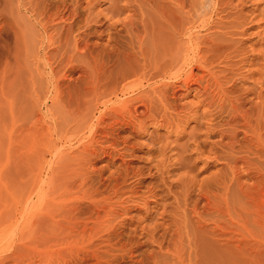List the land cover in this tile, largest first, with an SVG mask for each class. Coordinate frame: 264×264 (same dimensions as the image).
<instances>
[{
	"label": "rangeland",
	"instance_id": "374dc122",
	"mask_svg": "<svg viewBox=\"0 0 264 264\" xmlns=\"http://www.w3.org/2000/svg\"><path fill=\"white\" fill-rule=\"evenodd\" d=\"M2 1L5 2V5L7 8L5 7L4 3H2ZM83 1H86V0H83ZM125 1L126 0H122L123 3ZM129 1L130 0H128L126 2H129ZM158 1H160V2L157 3V0H149V3L145 4L146 9H144V12H146V13H144L145 14L144 19L146 16L148 18V21H149V22H147V19H146L145 22L150 23L152 21L151 23H154V25H155L154 26L153 24H149V25L147 24L148 31H149L150 25H153L155 27V28H152V26L150 27V31L152 32V30H153L152 34L154 35V37H151V38L156 39L158 36L157 34L163 36L162 30L163 29L165 30L167 28V25L165 26L166 28H164V25H163L164 24V22H163L164 18L161 14H164L165 16H167L168 20L172 24L181 23L182 25H184L185 28L193 27L191 30V34H192L191 37L195 38V36H196V37L200 38V40H199L200 42L198 40L195 41V42L198 41V43L201 44V45L198 44L200 49L211 48V51L207 54V56L211 55V59L213 60L212 65H211L212 68L210 70H212L211 73L215 75L217 82L221 81V82H218V83H220V86L223 88L225 87V89H227V90H229L228 87H230V90H232L231 89V87H232L234 91L238 92V93H236L232 90L234 92V94L232 93L231 97L233 96L234 99H238L239 97H240V99H243L245 101L243 103V109L244 110H246V108H248L249 106L251 107L254 105V107H253V109L255 108L253 110L254 112L251 111L252 112L251 116H252V120H253L252 122L254 123V120L258 119L257 122L261 128V132H260L261 136L260 137L263 138V139H261L260 137H258V139L260 140L259 142L263 141V144H261L263 146V148H262V146H260L261 147L260 150H263V151L261 152V151H259V148H257L258 144L256 145V143L258 141L256 140V136L250 137V135L249 136L247 135V140H246L247 142H244L245 140H242L243 139L242 136H244L243 135L244 133H242L241 132L242 129L238 127L237 128L238 132L236 133L237 137L235 136V139H237L236 140L237 143H238L239 139H241V140L239 141L238 146L236 144H234V145H236L234 148V151L236 150L237 152L235 151V153H233V154L237 155V156L241 155V157L237 158L240 160V162H239V160H237L235 158L236 156L231 154L233 160L235 158V161H234V164L236 162V164L234 165L235 169L233 168V160H231L230 164H228V165H226L227 163L225 162V160L222 161V159L221 160L217 159V162H216V160L214 162V155L213 154L211 155L207 152L208 147L209 148H210V146L213 147V144L210 145L211 143L209 144V142L207 143V144H209V146L206 145L207 147L205 146L204 147L205 149L203 147H202L203 149L201 148V151L205 150V152H203L202 155L196 154V152L194 151L195 150L194 144H198L199 142L201 143L203 141V138L206 139L207 134L205 132L208 133V131L205 129L211 128L212 126H213V129H216L215 134H213L214 132L211 133L213 136L211 134H209V137H210L209 141L210 142L213 141L212 143H215V142L217 143L218 142L217 140L220 141V139H221L220 134L225 132L223 130L224 126L221 123V121H223V119L225 117H218L219 113L215 112L218 109V106H217L218 103H221L220 101L224 98L220 94L221 91H218V89H217L218 87L216 88V85L213 84L214 82H211V84L213 86L211 85L209 87L208 91L210 93L207 91L208 95L210 96V97H208V95H207V98H208L207 99V98H204V97H206V95H200V97L196 96L197 93L194 94V92H196L194 90L190 91L191 94L189 92L188 93L186 92L187 93L186 94L183 91V89H181L182 91L180 89H178L179 91L177 89H175L177 91V93H176V91H173V93H172V90H169L171 88H169L168 94H167L168 99L166 101L169 102L171 100L170 98L172 97V101L169 102L170 105L172 106L171 107L169 105V103H165V100H163V99H161V97L157 96L158 93L160 92V90L163 89V88H161V87H163V85L160 84V85H162V86H160L159 83L164 82V80H161V81L159 79L149 80L150 83L148 82V84L149 85L153 84L152 87L149 86V89L150 88L153 89L154 84H156L155 88H157V89H155V88L153 89L154 92L156 91L155 93L154 92L152 93L151 91H153V90L150 91V90H148V88L147 89L142 88L140 90H137L138 92L135 91L136 94L132 96V97H134L136 95L137 96L146 95V97L148 99H144V100L146 101L147 104H151V107L149 109L150 110L149 115H147L148 112L147 113L144 112V108H143V106H141L142 102H139V103L135 102V104L133 103V105H135L136 108L137 107L139 108V109H137V113L135 114L136 118H135V120H133L134 121L133 124L134 123L135 124L132 125L133 127L132 126L128 127L125 131L120 132V135H119L120 138L122 139V141L123 140L126 141L125 143L127 145L126 144L125 145L119 144V146L116 149L117 152L115 150V154L112 155V158L110 159V163L107 161L108 159H107V157H105L104 154H99L97 156H93V158L91 159V163H90L91 170L93 171L95 176L97 174L100 175L98 178L100 180V183L106 185L112 180V179L110 180V178L115 177L119 171L121 172L123 169L125 170L126 167H127L126 169L129 170V172H131V171L135 172V170H137L139 168H145V166L147 167L149 161L157 155V153L154 152L155 150H157V148L155 149V147L160 146V149H162V148L165 149V147H166L167 149H165V151H166L165 155L167 157L166 156L164 157L165 165L170 170H173L170 174L169 180L175 181L179 178L181 181L182 178L180 175L184 176L183 174L186 175V173L190 174L191 177H186L188 179L183 178L182 181H184L185 183L190 181V178H193V179L195 178L194 182L197 181L198 184L194 185V187L192 188L193 190L191 189L192 199L198 198L197 197L198 193H199L198 189L200 187L199 184L200 185L202 184L201 185L202 189H203L202 193H204L207 196V198L209 199V201H210L209 207L210 208L208 207L209 208L208 209V208L204 207L206 201H205V199L202 198L199 201L198 209H199L200 213H203L202 214L203 218L205 219V222H207V223L205 225L206 227H204L205 231L201 230L200 232L196 233L195 230H192V229L188 230L187 229L186 231L189 233L190 238L188 237V233L186 231H183V233H179L182 235H180L181 236V243H179V245L178 244L176 245V247H178V250H176L177 248L175 247L176 248L175 249L174 248L175 245L173 246L172 244H170L171 246L170 245L165 246L166 244H164L163 249L161 251L159 250L158 245H155V244H147V245L144 244L143 245L142 242H144V239L139 238L141 233H140V231H138L136 233V240L138 241V243L140 242V246L133 245L134 246L133 247V246H130L129 244H127L126 240L119 239L116 241L119 244V246L117 243H115V245L117 247H120V246L124 247L125 246L126 247L125 251H124V249H122V247L119 249L115 246L118 251L116 252V250L114 249L115 253L113 255H111L112 258L109 257L110 259L108 262H110V264H264V196H263L264 195V133H263L264 128H262V126H264V111L260 113V111L262 109L264 110V65H263L264 64V16H263L264 15V0H217V1L216 0H184V1L183 0H158ZM176 1L180 4H178ZM200 1H201V3H203L202 5H201V3H199ZM97 2H98L96 4L97 10L100 9V11H101V10H104L105 8L108 7V3L106 1L98 0ZM176 3H177V6L178 5L181 6V8H177L179 10H176ZM210 3H212V4H210ZM224 3L226 5H224ZM151 4H152V6H151ZM197 4H199V5H197ZM215 4L217 7L215 6ZM154 5H155V7H154ZM149 6L152 7V9L149 8ZM182 6L184 8H182ZM189 6H191V7H189ZM196 6H198V7H196ZM2 8H4V9H2ZM26 8H28V7H26ZM196 8H197V10H195ZM220 9H222V10H220ZM153 10H158V11L153 12ZM161 11H165V12H161ZM174 14H176V15H174ZM0 15H1L0 16V28H1L0 29V31H1L0 32V229H4V227H6V223L2 219V215H3L2 213L5 210L4 209V206H6L5 203L7 202L6 204L7 205L10 204L9 206H11L10 197L8 195H11V198H14L13 200L15 203L16 202L20 203L22 201L20 204L16 203L17 206H14L15 203L12 204V206L16 207V209L19 208L18 210H20V208L23 207V206H21L23 204L24 207H23L22 211L23 210L26 211L27 208H25V205H26L27 201L25 202L24 198L27 197V199H29L28 202L31 203L28 207H31L34 205L35 206L34 211H35L38 208V205L36 208V204H37L36 202L37 201L35 200V198L37 199V195L40 194L38 187L40 185L44 186L45 191H47V195H48V196L46 195V199L54 196V194H56V196H57V194H58L57 189L58 188L56 190L54 189V188H56L55 187L56 185H54V183H52L54 188L51 187V190L53 188V191H52L53 194H50V192H51L50 189L47 190V188L50 185V183L48 181H50L53 178L52 174H53V171L56 170V166L58 167V165H60L61 162H64V160H66V158L70 156V153H72L71 155L73 156L77 152V150L79 149V146H80V141L79 142L78 141L77 142L76 141H69L70 138H68V137L70 134L69 133L70 130H67V129H69L67 127H69V124L71 122L69 124H67V127L65 126V128H67L66 129L67 132L68 131L69 132L66 133V131L63 130L66 135L63 133L62 130L61 131L59 130V127H60V129H61V126L63 128V126L66 123L64 122L65 124H63V123L61 124V122H60V124H61L60 125V124H58L59 123L58 121H62V120L64 121L65 117L68 116L69 114H68L66 109L65 110L67 113L63 112L65 107H62V104H59L60 102L59 103H50V100H51L50 95L46 91L47 90L46 85H48L47 84L48 78L50 77V71L48 69L49 68L48 64L50 63L52 65V68H55V70L57 71L58 68H56V67L58 66L59 63H61L63 61L62 64H60V66H59L60 69H58L60 72L63 70L62 73L64 71H66V73L65 72L64 73H65V75H67L66 76L67 80L66 79H63V80L64 81L66 80L65 82L67 84L70 83L68 85L70 87H72L73 85H76L75 87L80 88V86L82 87V85L84 87L85 82H87L89 80V78H92V77L88 76L91 71L98 70L102 66L100 68L101 71H104L103 69H105L108 72H110L112 70V67H114V68L117 67L118 61L117 62L115 61L116 62L115 63V62H113L112 58L110 59V57L108 56L109 53L107 54L108 50L105 49L106 52L102 53V50H103L102 48L104 46H106L105 44H107V41L102 37H101L102 38L101 39L99 37V35H98L99 38L96 37L97 35H95V36L92 35L91 37H93V39L90 37L91 43H90V41H89V43L91 44V48L94 45L93 50H95V51H92V53L94 52L92 54V56H93L92 58L87 57V59H83V58L78 57V55H75L71 50L72 47H70V43L68 44V48L66 49V53H65L64 52L65 47H64V45H62V44H64V42H62V44H61L62 45L61 51L64 52V57H65L64 59H63V53L61 51L59 52V54L52 53V48L54 46H47V41L44 42L43 37H42L43 35L40 31V28H38L34 25L33 17L30 16V14L27 13L23 9V3L21 4V0H0ZM158 15H160V16H158ZM173 15H174V17H173ZM127 16L128 15L124 14V15L120 16V18L123 19ZM175 16H177V18ZM239 16L241 17V19ZM1 17H4V18H1ZM5 17L7 20L5 19ZM160 18L163 21L162 20L160 21ZM20 19H21V21H20ZM11 20H13V21H11ZM2 21H4V22H2ZM78 25H76V27L78 26L77 28H79V32H82L83 30L81 28V24L78 23ZM227 25H228V27H227ZM14 29H16L17 33L19 31V34L23 35L22 36L23 38L21 36H19V34L15 35L17 33H15L16 31ZM101 30H103V29H97V32H100ZM164 30H163V32H164ZM157 31H158V33H157ZM194 31H196V32H194ZM75 34H77V33H75ZM15 36L17 38H18V36L21 37L23 39L22 42L20 41L21 38L16 39ZM55 37L57 38V36L53 37L54 41L57 40ZM158 37H160V36H158ZM185 37L186 36H184L181 39V42H183V45L181 44L182 46L187 45L185 43H187L188 41H187V37L186 38ZM205 38H208L207 42H206ZM201 40H205V43H204V41L202 42ZM208 41H211L210 44ZM217 42L218 43L221 42V43L218 44ZM211 43H213V44H211ZM214 43H215V45H214ZM203 44H204V46H203ZM224 44H225V47H224ZM209 45H211V47ZM218 45H219V47H218ZM212 47L214 50L212 49ZM215 47L217 49H215ZM220 47H221V50H220ZM21 49H22V52L21 51L19 52V50H21ZM69 49H70V51H69ZM96 50H98L99 52L98 51L96 52ZM222 50L224 51V53ZM235 50H237V51H235ZM220 51L222 53H219ZM70 52H71V54H70ZM60 54H62V55H60ZM105 54H107V55H105ZM212 54H215V55H212ZM67 55H70V56L68 57ZM104 55L107 57H105ZM218 55H219V57H217ZM45 56H47V57H45ZM71 56L73 57L72 59H71ZM15 57L17 58V60ZM43 57H45V58H43ZM74 57H76V58H74ZM108 57H109V59H108ZM59 58H60V60H59ZM93 58L95 60V63L97 61L96 64H99L101 62H104V63L100 64L101 66L97 65L96 67H94L95 64L93 63L94 62ZM97 58H98V60H97ZM222 58H223V60L221 61ZM229 58L233 62L230 61ZM259 58L261 60H259ZM77 59H79V60H77ZM217 60H220V62ZM112 62L115 65L111 64ZM218 62H219V64H217ZM215 63L217 64V66L215 65ZM260 63H263V64H260ZM259 64H260V66H259ZM103 65H104V67H103ZM213 65H214V67H213ZM219 65H221V68H218V67H220ZM227 65H230V66L227 67ZM98 66H99V68H98ZM91 67H93L92 68L93 70L91 69ZM114 68L112 71L116 70ZM227 68H230V69H227ZM88 69H89V71L90 70L91 71L89 72ZM231 69H233V70H231ZM222 70H224V71H222ZM196 71H198V72H196ZM69 72L71 74H69ZM152 72L153 71H151V73ZM195 73H197L196 75L199 76V74L201 72H199V70H194V74ZM221 73H223V74H221ZM225 73H227V74H225ZM220 76H223V77L221 78ZM225 77H227V79ZM134 79L135 78H132L131 80H134ZM63 80H62V82H63ZM79 80H81V81H79ZM222 81H224V82H222ZM65 82H63V83H65ZM104 82H106V80H104L103 83ZM103 83L101 85H103ZM65 84H63V85L65 86ZM233 84H234V87H233ZM203 85H206V84L203 83ZM236 86H238L239 89ZM213 87H215L214 90L212 89ZM158 88H159V90H158ZM216 90L218 91L217 93H216ZM239 90L241 91V93L239 92ZM242 90H243V92H242ZM143 91H145V92H143ZM246 91H248V92H246ZM31 92L33 94H30ZM212 92H213V94H212ZM214 92H215V94H214ZM148 93H150V94L152 93V95H154V96L148 95ZM170 93H172V94H170ZM242 93H245V94L242 95ZM36 94H37V96H36ZM259 94L261 96V99L258 97ZM47 95H49V96H47ZM180 96H182V97H180ZM215 96H217L216 99H215ZM150 97H153V98H150ZM179 97H180V99H179ZM219 97L221 99H219ZM7 98L10 99V101L12 103L11 104V106H12L11 111H13V112H11L10 110L7 112V110H6V112L4 113V110L7 109L6 105L8 106V103H6V100H5ZM90 98L92 99V97H90ZM90 98L88 97V99H90ZM156 98L159 101H157ZM256 98L257 99L259 98L260 101L256 100ZM105 99L108 100V98H105ZM250 99H252V100H250ZM104 100L100 99L98 102L101 103ZM110 100L112 102H110L108 100L109 101V103H107L108 107H111L110 105H113L114 104L113 102H115V101L116 102L114 105L115 106L118 105L120 103V101L122 100V98H120V99L119 98H116V99L111 98ZM148 100L150 102H148ZM160 100L162 103H164L163 105L167 109L170 107H171V109H173V108L174 109L173 110L168 109L169 112H164L165 108L163 106H161L162 103H158V102H160ZM199 101H201V103ZM203 101H204V103H203ZM207 101H210V102H207ZM212 101H213V103H211ZM153 102H155V103H153ZM205 102L207 104H209V103H211V104H209V106L207 105L208 106L207 107ZM257 102L258 103L262 102L261 104H263V106H260L259 105L260 103L258 104ZM116 103H118V104H116ZM157 103H158V105H156ZM175 103L177 104L176 106H174ZM191 103H193V104H191ZM196 103L198 105H196ZM253 103H255V104H253ZM179 104H181V105H179ZM185 104H187V105H185ZM189 104L192 106L189 107L188 106ZM204 104H205V106H204ZM215 104H216V106H215ZM193 105L194 106L196 105L197 107L195 106L194 108H192ZM55 106H56V109H58V111H60L59 107H62L63 108V109L61 108L62 112L64 114H67V115L66 116L64 115L65 117H63L62 112L61 111H60L61 113L58 112L55 109ZM186 106H188V107H186ZM25 107H27V108H25ZM51 107H53V108H51ZM152 107H155L156 110H154V108H152ZM250 107L248 108V110L250 109ZM256 107L258 109L262 108L261 110L259 109V111H258L259 114L262 115V117L259 114H256V113H258V112H256V109H257ZM180 108H182L181 109V111L183 110L182 112H180ZM186 108H187V110H186ZM191 108H192V110H191ZM213 108H214V110L211 111V109H213ZM8 109H9V107H8ZM50 109H52V110H50ZM101 109L102 108H100V110H98L97 112L99 113L100 111H102ZM160 109H161V111H159ZM167 109H166V111H167ZM204 109L207 111L205 112ZM196 110H198V111H196ZM202 110H203V112H205V114L206 113L208 114L210 112L209 115L210 116L212 115V116L211 117H207V116L203 117L201 115V114H203ZM56 111H57V113H56ZM140 111L142 113L144 112L145 116H144V113L141 114ZM170 111H172V113ZM162 112H164V113H162ZM214 112H215V114H213ZM98 113H96V117H98V115H99ZM166 113H167V115H165ZM174 113H175V115H174ZM253 113H254V116H253ZM58 114L61 115L62 119H60L61 117ZM138 114H140V115H138ZM187 114H188V116L189 115L190 116L188 117ZM196 114L198 115V117ZM8 115L13 116L14 120L12 119V117H10ZM107 115H109L108 112L105 113V116H107ZM150 115H152V116H150ZM215 115H217V116H215ZM257 115H259V116L257 117ZM24 116H26V117H24ZM57 116L59 118L56 119ZM143 116H144V118H146V117L147 118L143 119ZM185 116H187V117H185ZM191 116H193V117H191ZM68 117L69 118H67V120L72 119V118H70V116H68ZM152 117H154V118H152ZM157 117L159 119H157ZM164 117H165V119H164ZM173 117H174V119H173ZM255 117H257V118H255ZM259 117H261L260 119L262 120V122L261 121L259 122V120H260ZM175 118H176V120H175ZM207 118H208V120H207ZM215 118H217L218 120ZM38 119L40 120V122ZM150 119H151V121H150ZM219 119H220V121H219ZM172 121H174V124ZM200 121H202V122H200ZM203 121H205L204 124H203ZM208 121H211V122H208ZM24 122H26V123H24ZM179 122H181V123H179ZM215 122H217V123H215ZM175 123H177V124H175ZM210 123H214V124L211 125ZM260 123H261V125H260ZM10 124H11V128L13 127L12 125L15 124V126L13 128L17 127L15 129L17 132H19V130L22 128V125L25 128V129H23V128L22 129L23 130L28 129V132L25 131L22 133V131H20L21 132V133L19 132L20 135L23 136L22 138H20L21 137L20 135H19V137L17 136L19 133L17 134V132H15L11 128H9ZM139 124H140V126H138ZM200 124H202L203 126ZM7 125H8V129L9 130L11 129V131L15 132L16 134L11 132V135L13 134V136L9 135L8 129H5L7 127ZM30 125L32 126V128L30 127ZM165 125H166V127H165ZM37 126H38V128H37ZM70 126H72V125H70ZM18 127H21V128L19 129ZM26 127H28V128H26ZM50 127H51V129H50ZM168 127H170V128H168ZM222 127H223V129H222ZM220 128H221V130H220ZM47 129L49 132L48 135L50 134L49 136L47 135ZM52 129L54 130L53 132H52ZM128 129H129L130 133L128 132ZM217 129H219V130H217ZM30 130H32V131H30ZM240 132H241V134H240ZM42 133L44 136L42 135ZM262 134H263V136H262ZM192 135H193V137L198 135L200 138L198 136H197L198 138L194 137V141H196V142H194L193 137H191ZM9 136L12 138L9 139ZM16 136L18 139L15 138ZM42 136L44 138L47 137L48 139L47 138L44 139ZM129 136H131V137H129ZM211 136H212V138H211ZM251 136H253V135H251ZM249 137H250V139H249ZM205 139H204V141H205ZM47 140H48V143H47ZM49 140H51L52 142ZM189 140H190V142L192 140L193 143H190ZM214 140H216V141H214ZM241 141H243V143ZM224 142H228L226 137H224L223 143ZM252 142L257 147H254L255 145ZM246 143H247V145H246ZM46 144H47V146H46ZM10 145H13V146L10 147ZM153 145H155V146H153ZM186 145H188V147ZM240 145H242V147H240ZM252 145H254V146H252ZM185 146H186L187 150H186ZM238 147H240V148H238ZM244 147H247V149L250 150L249 154L247 152L248 150L245 149ZM151 148H152V150L150 151ZM153 148H154V150H153ZM40 149H42V150H40ZM158 149H159V147H158ZM188 149H190V150H188ZM7 150L10 151L9 154H8ZM75 150H76V152H75ZM242 150H243V152H242ZM183 151L186 152V158H187V159H185L186 161L184 160L185 152H183ZM251 151H252V153H251ZM181 152H182V154H181ZM178 154H180V155H178ZM208 154L210 155V157L213 156V159H211ZM204 155H205V157H203ZM180 156H183V158H181L182 159L181 161L182 162L184 161L183 164H182V162L179 161ZM196 157H201L202 159L206 158L207 160L205 159L202 161V159L199 160V158H197L198 159L197 160ZM166 158H167V160H166ZM258 158H260V159H258ZM177 159H179V160H177ZM37 160H39V161H37ZM209 160H210V162L212 160L213 161L210 163V162H208ZM43 161H45V162H43ZM56 162H58V163H56ZM179 163L182 166L186 165V167L188 165L189 166L191 165L190 168H188V169H190V173L188 172V169L186 167H185V169L184 168L180 169ZM189 163H191V164H189ZM176 165H178V168ZM223 165L224 166L226 165V166L224 167ZM173 167H175V168L173 169ZM230 168L234 169V170L232 171V170H230ZM30 170H31V172H30ZM184 170H187V172ZM144 173H145L144 177H146L147 174H146V172H144ZM50 177H52V178L50 179ZM53 180L55 181V179H53ZM133 182H134V178H131V176L127 177L126 184L124 185L125 189L130 188V186H133L132 185ZM149 182H151V180L146 179L144 181V184H147ZM47 184H48V186H46ZM203 185H204V187H203ZM33 186H34V188H33ZM173 190H175V188H173ZM176 190L178 191L179 189H176ZM205 190L207 193H205ZM192 191H194V192H192ZM56 196H54V197H56ZM121 198H124V196ZM6 200H8V201H6ZM23 200H24V202H23ZM170 201L171 200H169L168 202H170ZM8 202H9V204H8ZM32 203H35V204H32ZM6 207L8 209V206H6ZM200 208H203V209H200ZM132 214L135 215L136 213H132ZM155 218H156V215H154V213L151 214L150 217L146 220V222L144 224L151 225L152 223H155V222L161 223L160 220H154ZM206 218H208V219H206ZM176 219H178V218H176ZM177 222L180 223L179 224L180 227L183 226L181 221H180V218H179V221H177ZM215 222L218 223L220 226V227H218V229H214V223ZM144 224H142L141 227ZM180 232H182V231H180ZM185 233H187V234H185ZM12 236L13 235H10L9 236L10 240L8 239V245L10 246V247L8 246L9 250L12 249V246L14 244V241H13L14 237L12 238ZM167 239H169V238H167ZM123 240H124V244H123ZM136 240H134V241H136ZM136 245H139V244H136ZM168 248L170 250V253H169V250H167ZM173 249H174V251H176V253L173 251ZM121 250H123V251H121ZM51 251L52 252H49L47 249H44V248L34 249V250L30 251V253H28L26 258H24L25 263H23V264H63V263H65V264H95L94 261L81 263V258H76V257L71 258L67 255L65 258L63 256L64 255L63 253H61L62 255L60 254L61 256H59V253L56 249L51 250ZM166 251H168V252L166 253ZM55 252H56V254H54ZM178 253H179V256L182 257L181 262L177 261L178 260L177 259ZM56 255H58V256H56ZM122 256H123V258H122ZM62 257H64L63 260H62ZM117 257H119V258H117ZM69 258H71L72 262ZM25 259H26V261H25ZM66 259H69V260H66ZM107 260H108V258H107ZM68 262H70V263H68ZM8 264H11V262H9Z\"/></svg>",
	"mask_w": 264,
	"mask_h": 264
},
{
	"label": "bare ground",
	"instance_id": "6f19581e",
	"mask_svg": "<svg viewBox=\"0 0 264 264\" xmlns=\"http://www.w3.org/2000/svg\"><path fill=\"white\" fill-rule=\"evenodd\" d=\"M97 1L98 0H86V1H83V0H21V4L23 3V9L27 13H29L30 16L33 17L34 25L36 27L40 28V31L43 35L42 37H43L44 42L47 41V46H54L52 48V53L59 54V52L61 51L62 45H64V47H65L64 52L66 53V49L68 48V44L70 43V47H72L71 50L75 55H78V57L83 58V59H87V57L92 58L93 57L92 54L94 53V52L92 53V51H95V50H93L94 45L91 48L90 39L91 38L93 39V37H91L92 35L93 36L97 35L96 37H98V35H99L100 38L102 37L107 41V44H105L106 46H104L102 48L103 49L102 53L106 52L105 49L108 50L107 54L109 53L108 56L110 57V59L112 58L113 62H115V61L116 62L118 61V62H117L116 68L112 67V70H113V68L116 70H114V71L111 70L110 72H108L107 70L103 69L104 71H101L100 68L102 66L100 64H103L104 62L96 64L97 61L95 63V60H94L95 57H94L93 58V60H94L93 63L95 64L94 67H96L97 65H99L101 67L99 68V66H98V68H99L98 70H93L92 69L93 67H91V69L93 70V71L90 70L91 72L88 69V71L90 72V74L88 76L92 77V78H89V80L87 82H85L84 87L82 85L83 88L81 86H80V88L75 87L76 85H73L72 87H70V86H68L70 83L67 84L65 82L67 80L66 79L67 75H65L66 71H64L65 73L64 72L62 73L63 70L61 72L58 70V69H60L59 66H60V64H62L63 61L61 63H59L58 66L56 65L57 66L56 68H58L57 71L55 70V68H52V65L50 63L48 64V66H49L48 69L50 71V77L48 78V83H47L48 85H46L47 86L46 91L50 95V99H51L50 103H59L60 102L59 104H62V107H65L63 112L64 113L68 112V114H69L68 116H70V118H72L71 120L70 119L67 120V118H69V117L66 116L67 114H64L62 112V110H61L62 107H59L60 108L59 110L62 112V116L63 117L66 116L65 119L68 121L67 122L65 119H64V121L63 120L58 121L59 122L58 124H60V122H61V124L66 123L63 126L64 129L61 126V129L59 127V130L60 131L65 130L66 133L69 132V131L67 132V130H70L69 133L71 135L69 134V137H68V138H70L69 141H76V142L80 141V146H79V149L77 150V152L75 150L76 153L73 156L71 155L72 153H70V156L68 155L69 157H67L66 160H64V162H61V164L58 165V167L56 166V170L53 171V174H52L53 178L50 177V179L51 178L52 179L50 181H48L50 183V185L47 188V190L50 189V191H51L50 194H53L52 191H53L54 186L52 183H54V185H56L55 186L56 188H54L55 190L58 188L57 189L58 190L57 196H56V194H54V196H56V197L52 196V197L46 199L47 191H45L44 186L40 185L38 187L40 194H38V195L36 194L37 199L35 198V200L37 201L36 202L37 203L36 208H37V205H38V208L34 211V209H35L34 205L31 207H28L31 203L28 202L29 199H27V197H26L24 199H25V202L27 201L26 205H25V208H27V209H26V211L25 210L22 211V209L24 207L23 204L21 205L23 207H21L20 210H18L19 208L16 209V207H14V206H17V204H20L22 201L20 203L16 202L17 203L16 204L13 200L14 198H11V195H8L10 197L11 206H9L10 205L9 202H8L9 205H7L6 204L7 202H6L5 205L8 206V209L6 206H4V209L5 210L7 209V210L6 211L4 210V212L2 213L3 214L2 219L5 221L6 227H4V229H0V264H8L9 262H11V264H23V263H25L24 258L27 257L28 253H30V251H32L34 249H38V248L47 249L49 252H52L51 250L56 249L59 253V256H61L62 255L61 253H63L64 254L63 256L65 258H66V255L71 257V258H73V257L81 258V263L94 261L95 264H110V262H108V261L110 258H112L111 255H113L115 253L114 249L117 252L118 251L117 248L120 249L122 247V249H124V251L126 248L125 246L124 247L123 246L117 247L115 245V243H117L116 242L117 240L124 239V240H126L127 244H129L130 246H133V245L140 246V242L138 243V241L136 240V233L138 231H140V233H141L140 236L138 235L139 238L144 239V242H142L143 245L144 244H146V245L147 244H155V245H158V248L161 251L163 249L164 244H166L165 246H169L170 244H172L173 246L175 245L174 248L176 247L177 244L179 245V243H181V236L180 235H182L179 233H183V231H186L187 229L188 230H191V229L195 230L196 233L200 232L201 230H204V227H206L205 225L207 222H205V219L203 218V215H202L203 213L199 212L198 204H199L200 199L203 198L206 201L204 207L208 208L210 205V201L207 198V196L204 193H202V191H203L202 186H201L202 184L201 185L199 184L200 187L198 189V192H199L198 196H197L198 198L192 199L191 189L194 187L195 184H198V182L197 181H196L197 183L194 182L195 178L194 179L190 178V181H188L187 183L182 181L183 178L191 177L190 174L186 173L187 170H184V171H186L185 172L186 175L185 174H183L184 176L180 175L182 178L181 181L179 178H178L179 180L177 179L175 181L169 180L170 174L173 170H170L165 165L164 157L166 156L165 155V152H166L165 149H167L166 147H165V149L162 147H161L162 149H160V146H158V145L157 146L159 147V149H158V147H155V149L157 148V150H155L154 152L157 153V155L155 154L156 156L154 158L151 157L152 159L149 161L147 167L145 166V168H139V169L135 170V172L134 171L129 172V170H127L126 169L127 167H126L125 170L123 169L124 171L123 170L121 172L119 171L115 177L110 178V180L111 179L112 180L106 185L101 184L100 180L98 179L100 175L97 174L95 176V174L91 170L90 163H91V159L93 158V156H97L99 154H104L105 157H107V159H108L107 161L110 163V159L112 158V155L115 154V150L117 149L119 144H122V145L126 144L125 143L126 141H124V140L122 141V139L120 138L119 135H120V132L125 131L128 127H131L132 125L135 124V123L133 124V122H134L133 120H135V118H136L135 114L137 113V109H139V108L138 107L136 108L135 105H133V103L135 104V102L136 103L142 102L141 106H143L144 112L145 113L148 112L147 115H149V111H150L149 109L151 107V104H147L146 101L144 100V99H148L146 97V95H142V96L136 95V96L132 97L133 95L136 94L135 91L140 90L142 88L143 89L148 88V90H150V91L153 90L156 87L155 86L156 84H154L153 89H151V88L149 89V86L152 87V85H153L152 83H151L152 85L148 84V82L150 83L149 80H155V79L156 80L159 79L160 81L164 80V82L159 83V85L160 84L163 85V87H161L163 89L160 90V92L158 93L157 96L161 97V99L165 100V103H169L170 101H172V97L171 98L169 97L171 99L169 102L166 101L168 99L167 94H168L169 88H171L169 90H172V93H173V91H176L175 89H177V90L183 89V91L185 93L186 92L190 93L191 90H194V91H196V92H194V94L195 93L198 94V95L196 94V96L200 97V95H206V97H204V98H207V95H208L207 91L209 90V87L212 85L211 82H214L213 84L216 85V88L218 87L217 88L218 91H221L220 94L224 98L220 101L221 103H218V105H217L218 109L215 112L219 113L218 117H225L223 119V121H221V123L224 126V129H223V127H222V129L225 132L220 134V136H221L220 141L217 140L218 141L217 143L216 142L212 143L213 142L212 140H211L212 142L209 141L210 140L209 134H211L213 132H214L213 134H215L216 129H213V126L211 127L212 129L211 128L205 129L208 131V133L204 131L207 134L206 139L203 138V141L201 140L202 141L201 143L197 142L198 144H194L195 150L194 149L193 150L196 152V154L202 155L203 152H205V150L201 151V148L202 147L204 148L206 145L209 146V144L211 143L210 145L213 144V147H211V146H210V148L208 147L207 152L211 155L212 154L214 155V162H215V160L217 162V159H220V160L222 159V161L225 160V162L227 163L226 165L230 164V161L233 160L231 154L234 155L233 153H235V151H236V150L234 151V148L236 145L238 146V143L241 140V139H239L238 143H237V141H236L237 139H235L236 133L238 132V129H237L238 127L241 128L242 129L241 132L244 133L243 134L244 136H242V138H243L242 140H245L244 142H247L246 141L247 135L248 136L250 135V137L256 136V140L258 142L260 141L258 139V137L261 136V134H260L261 128L257 122L258 119L254 120V123L252 122L253 120H252V116H251L252 115L251 111H253L255 109V108L253 109L254 105L251 107L249 106L250 107L249 110H248L249 107L246 108V110H244L243 109V103L245 101L243 99H240V97L239 98L237 97L238 99H234L233 96L231 97V94L232 93L234 94V92H236V91H234L232 87H231V89L234 92L232 90H230V87H228L229 90H227V89H225V87L223 88L220 86V83H218V82H221V81L217 82L215 75L212 74L211 73L212 70H210L212 68L211 65H212L213 60L211 59V55L207 56V54L211 51V48H209L207 46L209 49H207V48L206 49L205 48L200 49V47L198 45V44H200V43H198L200 38L196 37V36H195V38L191 37V35H192L191 30L193 27L185 28L184 25H182L181 23L172 24L168 20L167 16H165L164 14H161L164 18V21L161 18H160V21L162 20L164 22V24H163L164 28H166L165 27L166 25H167V28L165 30L163 29L164 32L162 30L163 36L157 34L160 37H158L156 35L157 36L156 39L151 38V37H154V35L152 34L153 30H152V32L150 31V27L152 26V28H155L154 27L155 25H154V23H151L152 22L151 20H150L151 21L150 23H147L149 21H148V18L146 16L144 19V15H145L144 13H146V12H144V9H146L145 4H148L149 0H130L129 2H126V1H128V0H126L125 1L126 3L125 2L123 3L122 0H103V1H106L108 3V7L105 8L104 10H101V11H100V9L97 10V8H96L97 7L96 4L98 3ZM158 2H160V1L157 0V3ZM2 3H4V5H5L4 1H2ZM177 3H176V10H179L177 8H181V6H179V5L177 6ZM199 3H201V1ZM178 4H180V3H178ZM202 4L203 3H201V5ZM210 4H212V3H210ZM197 5H199V4H197ZM224 5H226V4L224 3ZM151 6H152V4H151ZM215 6H216V4H215ZM5 7H6V5H5ZM26 7H28V8H26ZM154 7H155V5H154ZM189 7H191V6H189ZM196 7H198V6H196ZM149 8L152 9V7H150V6H149ZM182 8H184V7L182 6ZM2 9H4V8H2ZM195 10H197V8ZM220 10H222V9H220ZM156 11H158V10H153V12H156ZM161 12H165V11H161ZM124 14H126L128 16L125 18L122 17L123 19H121L120 16H122ZM176 14H174V15H176ZM174 15H173V17H174ZM158 16H160V15H158ZM177 16H175V17L177 18ZM1 18H4V17H1ZM5 19H6V17H5ZM146 19H147V22H145ZM240 19H241V17H240ZM11 21H13V20H11ZM20 21H21V19H20ZM2 22H4V21H2ZM78 23L81 24V28L83 30L82 32H79V28H77L79 26ZM147 24L148 25L153 24L154 26L150 25L149 31H148ZM76 25H78V26L76 27ZM227 27H228V25H227ZM97 29H103V30H101L100 32H97ZM14 30L16 31V29H14ZM194 32H196V31H194ZM15 33H17V31ZM75 33H77V34H75ZM157 33H158V31H157ZM18 34H19V31L15 35H18ZM19 36L22 37L23 35L19 34ZM19 36H18V38L15 36L16 39H20L21 37H19ZM54 36H57V38L55 37L57 39V40H55L56 42L53 40ZM184 36L187 37V41H188V42L186 41L187 43L184 42L185 44H187L186 46H182L183 42H181V39ZM22 38L20 40L21 42L23 40ZM207 39L208 38H205L206 42H207ZM196 40H198V41L195 42ZM205 40H201V41L202 42L204 41V43H205ZM89 41H90V43H89ZM62 42H64V44H62ZM208 42L210 44L211 41H208ZM220 43H218V44H220ZM211 44H213V43H211ZM214 45H215V43H214ZM203 46H204V44H203ZM209 46L211 47V45H209ZM218 47H219V45H218ZM221 47H220V50H221ZM224 47H225V44H224ZM212 49H213V47H212ZM215 49H217V48L215 47ZM20 51L22 52V49L19 50V52ZM69 51H70V49H69ZM97 51L98 50H96V52ZM224 51H223V53H224ZM235 51H237V50H235ZM61 52L63 53V59H64L65 58L64 52L63 51H61ZM219 53H222V52L220 51ZM70 54H71V52H70ZM107 54H105V55H107ZM215 54H212V55H215ZM60 55H62V54H60ZM219 55L217 57H219ZM67 56L69 57L70 55H67ZM45 57H47V56H45ZM45 57H43V58H45ZM76 57H74V58H76ZM105 57H107V56H105ZM109 57H108V59H109ZM72 58L73 57L71 56V59ZM16 60H17V58H16ZM59 60H60V58H59ZM77 60H79V59H77ZM97 60H98V58H97ZM222 60H223V58L221 59V61ZM229 60H230V58H229ZM259 60H261V59L259 58ZM217 61L220 62V60H217ZM230 61H232V60H230ZM113 62L111 64H114ZM219 62L217 64H219ZM217 64L215 63L216 66H217ZM260 64H263V63H260ZM260 64H259V66H260ZM219 66L220 67H218V68H221V65H219ZM228 66H230V65H227V67ZM103 67H104V65H103ZM213 67H214V65H213ZM227 69H230V68H227ZM194 70H199V72H201L199 74V76L196 75L197 73L194 74ZM231 70H233V69H231ZM151 71H153V72L151 73ZM222 71H224V70H222ZM196 72H198V71H196ZM69 74H71V73L69 72ZM221 74H223V73H221ZM225 74H227V73H225ZM220 77L222 78L223 76H220ZM132 78H135V79L131 80ZM225 78L227 79V77H225ZM63 79H66V80L64 81ZM62 80L67 85L65 83H63ZM104 80H106V82L103 83ZM79 81H81V80H79ZM222 82H224V81H222ZM102 83H103V85H101ZM203 83H205L206 85H203ZM63 84H65V86ZM162 85H160V86H162ZM233 87H234V84H233ZM236 87H238V86H236ZM155 89H157V88H155ZM212 89L214 90L215 87H213ZM238 89H239V87H238ZM158 90H159V88H158ZM218 91L216 90V93ZM143 92H145V91H143ZM151 92L153 93L154 90ZM239 92L241 93L240 90H239ZM242 92H243V90H242ZM246 92H248V91H246ZM152 93L151 94L148 93V95H152ZM172 93H170V94H172ZM176 93H177V91H176ZM236 93H238V92H236ZM245 93H242V95H244ZM30 94H33V93L31 92ZM212 94H213V92H212ZM214 94H215V92H214ZM49 95H47V96H49ZM36 96H37V94H36ZM152 96H154V95H152ZM88 97L89 98L92 97V99L91 98L88 99ZM180 97H182V96H180ZM180 97H179V99H180ZM208 97H210V96L208 95ZM216 97L217 96H215V99H216ZM258 97L261 99L260 94ZM105 98H108V100L110 102H112L110 100L111 98H115V99L116 98H119V99L122 98V100L120 101L119 104L116 103V104H118L116 106L114 105L116 102L114 100L115 101V102H113L114 104L112 103L114 106L110 105L111 107H108L107 103H109V101L106 100ZM150 98H153V97H150ZM259 98L258 99L256 98V100H259ZM10 99H8V98L5 99L6 103H8V106L5 104L7 109L4 110V113L6 112V110H7V112L9 110L10 111L12 110V106H11L12 103H11ZM98 99L99 100L105 99L106 101L104 100L101 103H99ZM219 99H221V98L219 97ZM156 100L159 101L157 98H156ZM250 100H252V99H250ZM148 102H150V101L148 100ZM199 102L201 103V101H199ZM207 102H210V101H207ZM153 103H155V102H153ZM158 103H162L161 100ZM158 103L156 105H158ZM197 103H196V105H198ZM203 103H204V101H203ZM211 103H213V101ZM211 103H209V104H211ZM261 103L259 105L263 106V104H261ZM163 104L164 103H162V105L161 104L160 105L165 108V111L163 110L164 112H169L168 109H170V110L174 109V108L171 109L172 106L170 105V103H169V105L171 107L169 106L170 108H168V109ZM191 104H193V103H191ZM205 104H206V106L207 105L209 106V104H207L206 102H205ZM205 104H204V106H205ZM253 104H255V103H253ZM176 105L177 104L175 103L174 106H176ZM179 105H181V104H179ZM185 105H187V104H185ZM188 106L191 107L192 105L189 104ZM188 106H186V107H188ZM195 106L193 105L192 108H194ZM215 106H216V104H215ZM8 107H9V109H8ZM25 108H27V107H25ZM51 108H53V107H51ZM100 108H102L101 109L102 111H100L98 113L97 111L100 110ZM152 108H154V110H156L155 107H152ZM192 108H191V110H192ZM55 109H56V106H55ZM65 109L67 110V112ZM161 109L159 111H161ZM166 109H167V111H166ZM181 109L182 108H180V112L183 111V110L181 111ZM257 109H256V112H258L260 108L258 110ZM50 110H52V109H50ZM56 110L58 111V109H56ZM186 110H187V108H186ZM198 110H196V111H198ZM213 110H214V108L211 109V111H213ZM57 111H56V113H57ZM60 111H58V112H60ZM206 111L207 110H205V112ZM263 111L264 110L262 109L260 111V113ZM11 112H13V111H11ZM106 112H108L109 115L105 116ZM164 112H162V113H164ZM170 112L172 113V111H170ZM202 112H203V110H202ZM205 112H203V114H201L203 117H206V116L211 117L212 116V115L211 116L209 115L210 112L208 114L207 113L205 114ZM215 112L213 114H215ZM96 113L99 114V115L97 114L98 117H96ZM140 113L143 114L141 111H140ZM145 113H144V116H145ZM256 114H259V112ZM138 115H140V114H138ZM165 115H167V113ZM174 115H175V113H174ZM259 115L262 117L261 114H259ZM259 115H257V117ZM8 116H10V115H8ZM59 116L61 117V115H59ZM144 116H143V119H146L147 117L144 118ZM150 116H152V115H150ZM187 116H188V114H187ZM187 116H185V117H187ZM215 116H217V115H215ZM253 116H254V113H253ZM10 117H12V119H13V116H10ZM24 117H26V116H24ZM191 117H193V116H191ZM197 117H198V115H197ZM257 117H255V118H257ZM261 117H259V119ZM57 118H59V117L57 116L56 119ZM152 118H154V117H152ZM217 118H215V119H217ZM60 119H62V117ZM157 119H159V118L157 117ZM164 119H165V117H164ZM173 119H174V117H173ZM175 120H176V118H175ZM207 120H208V118H207ZM150 121H151V119H150ZM211 121H208V122H211ZM219 121H220V119H219ZM260 121L262 122L261 119L259 120V122ZM39 122H40V120H39ZM172 122L174 124V121H172ZM200 122H202V121H200ZM204 122L205 121H203V124H204ZM24 123H26V122H24ZM179 123H181V122H179ZM215 123H217V122H215ZM67 124H69V127H67ZM175 124H177V123H175ZM210 124L213 125L214 123H210ZM8 125L5 129H8ZM70 125H72V126H70ZM200 125H202V124H200ZM260 125H261V123H260ZM12 126L14 127L15 124ZM65 126L69 129L65 128ZM138 126H140V124ZM13 127L11 128V124H10L9 128H11L13 131L17 132L15 130L17 127L16 128H13ZM30 127L32 128L31 125H30ZM165 127H166V125H165ZM18 128L20 129L21 127H18ZM22 128L25 129L23 127V125H22ZM22 128L19 130V132L20 131H22V133L25 131L28 132V129L23 130ZM26 128H28V127H26ZM37 128H38V126H37ZM168 128H170V127H168ZM262 128H264V126H262ZM11 129L10 130L8 129L9 135H11V132L15 133V132L11 131ZM50 129H51V127H50ZM217 130H219V129H217ZM220 130H221V128H220ZM30 131H32V130H30ZM53 131L54 130L52 129V132ZM19 132H17V134ZM128 132H129V129H128ZM241 132H240V134H241ZM20 133L17 135L18 137H19ZM48 133L49 132L47 129V135H48ZM63 133L65 134L64 131H63ZM42 135H43V133H42ZM251 135H253V136H251ZM11 136H13V134ZM17 136L15 138H17ZM20 136H21L20 138L23 137L22 135H20ZM197 136H194V137L198 138L199 136L198 137ZM212 136H211V138H212ZM262 136H263V134H262ZM129 137H131V136H129ZM191 137H193V135ZM194 137H193V141H194ZM224 137L227 138L228 142L223 143ZM250 137H249V139H250ZM10 138H12V137L9 136V139ZM46 138H44V139H46ZM260 138L263 139L262 137H260ZM204 139H205V141H204ZM49 141H51V140H49ZM214 141H216V140H214ZM189 142H190V140H189ZM194 142H196V141H194ZM208 142H209V144H207ZM241 142L243 143V141H241ZM258 142L256 143V145L258 144L257 145L258 147L253 142L252 143L255 146L254 145H252V146L259 148V151L262 152L263 150H260V148H261L260 146H262L261 144H263V141L259 142V143ZM47 143H48V140H47ZM190 143H193L192 140ZM234 144H236V145H234ZM155 145H153V146H155ZM246 145H247V143H246ZM11 146H13V145H10V147ZM46 146H47V144H46ZM186 146L188 147V145H186ZM186 146H185V148H186ZM240 147H242V145H240ZM240 147H238V148H240ZM244 148L247 149V147H244ZM262 148H263V146H262ZM40 150H42V149H40ZM151 150H152V148L150 149V151ZM153 150H154V148H153ZM186 150H187V148H186ZM188 150H190V149H188ZM7 152L9 154L10 151L7 150ZM116 152H117V150H116ZM183 152H185V151H183ZM242 152H243V150H242ZM247 152L249 154L250 150H248ZM251 153H252V151H251ZM181 154H182V152H181ZM178 155H180V154H178ZM184 155H185V158H184V160H185V159H187L186 158V152ZM183 156H180V160L179 159H177V160L182 162L181 158H183ZM234 156H236L235 157L236 159L238 157H241V155L240 156L234 155ZM203 157H205V155ZM209 157H210V155H209ZM197 158H199V160L202 159L201 157H196V159ZM210 158L213 159V156ZM235 158L233 160V168L234 169H235L234 165L236 164V162L234 164ZM205 159H202V161ZM258 159H260V158H258ZM166 160H167V158H166ZM237 160H239V159H237ZM37 161H39V160H37ZM43 162H45V161H43ZM183 162H182V164H183ZM208 162H210V160ZM239 162H240V160H239ZM56 163H58V162H56ZM189 164H191V163H189ZM176 166L178 168V165H176ZM179 166H180L179 167L180 169L181 168L185 169V167H186V165L182 166V165H180V163H179ZM188 166L186 167L187 169L190 168L191 165L189 167ZM174 168L175 167H173V169ZM231 168H230V170L233 171L234 169H231ZM30 172H31V170H30ZM144 172H146V174H147L146 177H144V174H145ZM188 172L190 173V169H188ZM130 176H131V178H134V182L132 184L133 186H130V188L125 189L124 185L126 184V179H127V177H130ZM53 179H55V181ZM146 179L151 180V182L144 184V181ZM186 179H188V178H186ZM46 186H48V184ZM51 187H53L52 190H51ZM203 187H204V185H203ZM33 188H34V186H33ZM173 188H175V190L176 189H179V190L175 191V190H173ZM192 192H194V191H192ZM205 193H207L206 190H205ZM123 196H124V198H121ZM169 200H171V201L168 202ZM6 201H8V200H6ZM23 202H24V200H23ZM12 204H14V206H12ZM32 204H35V203H32ZM200 209H203V208H200ZM132 213H136V214L133 215ZM153 213H154V215H156V218H157V219L155 218L154 220H160L161 223L155 222V223H152L151 225L144 224L146 222V220L150 217V215ZM176 218H178V219H176ZM179 218H180V221L183 225L182 227H180V225H179L180 223L177 222V221H179ZM206 219H208V218H206ZM142 224H144V225L141 227ZM218 227H220L219 224L215 222L214 223V229H218ZM180 231H182V232H180ZM187 233H185V234H187ZM10 235H13L12 238L14 237V239H13L14 244L12 246V249L10 248L11 250H9L10 246L8 245V239H9ZM188 237L190 238L189 233H188ZM167 238H169V239H167ZM124 240H123V244H124ZM134 240H136L137 242ZM136 244H139V245H136ZM118 246H119V244H118ZM176 248L175 249L178 250V247H176ZM167 250H169V248ZM121 251H123V250H121ZM173 251H174V249H173ZM167 252L168 251H166V253ZM174 252L176 253V251H174ZM169 253H170V250H169ZM54 254H56V252ZM56 256H58V255H56ZM64 257H62V260ZM71 258H69V259L71 260ZM107 258H108V260H107ZM117 258H119V257H117ZM122 258H123V256H122ZM69 259H66V260H69ZM177 259H178L177 261H179V262H181V260H182V257L179 256V253H178ZM25 261H26V259H25ZM71 262H72V260H71ZM68 263H70V262H68ZM63 264H65V263H63Z\"/></svg>",
	"mask_w": 264,
	"mask_h": 264
}]
</instances>
